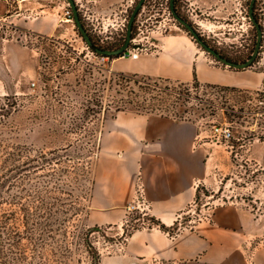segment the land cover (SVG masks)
Wrapping results in <instances>:
<instances>
[{
    "label": "rangeland",
    "instance_id": "rangeland-1",
    "mask_svg": "<svg viewBox=\"0 0 264 264\" xmlns=\"http://www.w3.org/2000/svg\"><path fill=\"white\" fill-rule=\"evenodd\" d=\"M137 1L129 6V0H121L114 11L104 12L109 14L103 20L93 4L98 21H86L78 11L97 47L114 50L123 45ZM169 1L146 0L136 16L131 37L142 39L145 54L163 52L173 36L176 43L185 44L186 51L201 54L211 66L227 67L173 19ZM249 3L174 0V7L205 43L228 60L242 63L251 56L257 36L248 15ZM67 9V0H0V107H4L0 108V209L15 211L18 218L30 217V239L22 238L15 246L4 233L0 264H86L81 237L93 225L98 231L90 239L100 251L101 264H125L117 250L131 232L158 226L150 211L127 212L125 207L110 223H103L102 211L92 209L95 176L107 173L100 128L119 113L117 105L135 112L136 104L128 102H139L147 94L134 84L126 88L118 84L119 74L130 75L115 69V60L122 56L109 57L105 63L95 52L91 55L73 17H66ZM254 17L263 38L255 63L247 69L260 71L264 70V0H256ZM35 22L61 29L63 38L30 32ZM96 23L109 31L99 34V25L94 30ZM67 26L77 40L74 43L67 37ZM163 79L168 80L158 86L167 90L155 88L151 95L172 104L181 92L178 116L173 110L146 114L196 124L209 159L197 197L177 222L164 224L167 232L189 228L221 205H240L264 215V140L251 134L263 117L259 112L253 120L247 115L259 104L256 91L264 93V85L257 90L203 83L195 87L193 81L183 85ZM16 226L18 231L25 228L20 221ZM20 253L27 259H21Z\"/></svg>",
    "mask_w": 264,
    "mask_h": 264
},
{
    "label": "crops",
    "instance_id": "crops-1",
    "mask_svg": "<svg viewBox=\"0 0 264 264\" xmlns=\"http://www.w3.org/2000/svg\"><path fill=\"white\" fill-rule=\"evenodd\" d=\"M92 1L103 20L110 13L104 12L121 0ZM67 29L68 39L76 42L70 26ZM109 29L98 27L99 34ZM28 30L54 38L64 36L61 29L39 22ZM179 45L171 36L163 52L154 56L142 53L137 59L124 57L115 69L185 83L196 77L199 83L247 90L264 85V70L211 66L201 54ZM100 130L107 173L95 176L92 209L102 211L103 223H110L117 211L125 210L139 173L150 213L166 226L177 222L194 202L198 185L206 180L209 159L206 143L199 141L198 126L156 114L121 111ZM118 252L125 264H264V215L240 205L216 206L207 219L176 233L153 225L135 230Z\"/></svg>",
    "mask_w": 264,
    "mask_h": 264
},
{
    "label": "trees",
    "instance_id": "trees-1",
    "mask_svg": "<svg viewBox=\"0 0 264 264\" xmlns=\"http://www.w3.org/2000/svg\"><path fill=\"white\" fill-rule=\"evenodd\" d=\"M118 78H119L118 84L120 86L122 85L124 88H126L130 84H134L138 88H140L143 92H145V94H147V97H145L139 102L137 101L128 102L129 104H136L138 109L135 112L139 114H146V113L168 114L170 113V110H173L172 112L174 113V115H176V117L178 116V114H176L175 111H178L176 105L178 104L177 102H179V100H181L183 96L181 92L177 93L178 94V96L176 97L177 100L172 104L166 103V101H164L165 99L163 100L153 97L151 95L152 93L150 92V90H153L155 88H159L161 90L162 89L167 90L166 86L160 88L158 85L162 81L164 80L166 81L168 79H163L161 77L154 78L151 76L139 75V74H130L129 76H126L123 75L122 73L119 74ZM177 82L183 85L185 84V82H180V81ZM193 84L195 85V87H197V85L200 84L196 79V77H194L193 79ZM169 91L172 92L173 90H169ZM256 95L258 96L259 104H257L255 108L250 110L247 115L248 117H252L251 119L253 120L256 119L255 113L259 112L261 117H263L259 121L257 120L258 128L252 131L251 134L253 138L264 140V93H259L258 91H256ZM0 108L4 109V107H0ZM125 109L126 106L120 104L117 105L116 112H121L124 111ZM241 113H243V110H241ZM198 191L199 189L197 187L195 198L198 195ZM20 210L24 211L23 208H20ZM19 221L25 227L22 231H18V227L16 226V222ZM29 221H30V217L26 214H24L23 217L18 218L15 211H5L0 209V240L4 236V233L6 234V236H8V238H10V240H12L13 242L12 245L15 246L19 245L22 238H25L27 240L30 239L29 230L27 228V224L29 223ZM155 224L158 225V227L162 231L167 232L168 230L167 227H165V225L162 224L160 221L158 220L155 221ZM96 231H98V227L96 225H93V226H88L87 229L82 233L83 234L81 237L82 244L84 245L87 253L86 264H101L102 262V256L100 255V251L95 247L93 241L90 239L91 234ZM20 254H21V259L23 260L27 259V256L24 253H20ZM0 255H1V250H0Z\"/></svg>",
    "mask_w": 264,
    "mask_h": 264
},
{
    "label": "water",
    "instance_id": "water-1",
    "mask_svg": "<svg viewBox=\"0 0 264 264\" xmlns=\"http://www.w3.org/2000/svg\"><path fill=\"white\" fill-rule=\"evenodd\" d=\"M145 1L146 0H138L137 3L135 4V6L133 7L131 13H130V16H129L127 24H126V35H125V40H124L123 45L117 49H114V50H105V49H100L99 47H97L93 43V41L91 40L90 35L88 34V32L86 31V29L84 28V26L81 22V19H80L79 14H78V9L76 7L74 0H67L68 6L72 12V17H73L75 26L77 27L79 33L81 34L82 38L86 42L87 47L92 52H95V53L101 54V55H107L109 57H121L122 53L128 48L130 40H131V36H132V28L134 25V21L136 19V16H137L139 10L141 9V7L143 6ZM255 2H256V0H250L249 8H248V15H249V19L251 20V22L253 23V25L256 29V34H257L256 43H255V46H254V49H253L251 56L246 61H244L242 63H236V62L228 60L227 58L223 57L219 52H217L215 49L210 47L207 43H205L200 38V36L197 34L195 29L176 12L175 7H174V0L169 1V9H170V12H171L173 18L179 24H181L182 26H184L186 28L188 33H190L192 35V37H194V39L197 41V43L208 54H210L217 61H219L220 63H222L223 65H225L229 68H233L236 70H244V69L251 67L255 63L256 58L259 54V50H260L261 42H262V38H263V31L261 29V26H260L259 22L257 21V19L254 17Z\"/></svg>",
    "mask_w": 264,
    "mask_h": 264
},
{
    "label": "built area",
    "instance_id": "built-area-1",
    "mask_svg": "<svg viewBox=\"0 0 264 264\" xmlns=\"http://www.w3.org/2000/svg\"><path fill=\"white\" fill-rule=\"evenodd\" d=\"M13 1L16 3H20V2H24L25 0H13ZM74 2L77 6L78 11L82 14V17L86 21H90V22L98 21V18L94 17V15H93L95 10L93 9L94 2L92 0H74ZM129 2H130L129 6H131L134 3V0H129ZM108 11L112 12V11H114V8H110ZM169 11H170V9H169ZM170 14H171V12H170ZM65 15L67 18H71L72 17L71 10L67 9L65 12ZM69 20L71 21V19H69ZM97 25H99V24L96 23L94 25V30H97ZM123 26H125L124 23H123ZM102 28L107 29L103 25H102ZM98 33H100V31H98ZM86 49H88V47H86ZM146 51H147V48H146L145 44L142 42V39H139L137 37H131L128 48L122 53V58L130 57L133 59H137V57L140 54L146 53ZM91 55H94V52L91 51ZM96 58H98L100 61L105 62V63L109 61V56H107V55L98 54V56H96ZM126 211L127 212L139 211L142 213H144L145 211H149V204L146 201V198L144 196V185L142 183L140 173L136 177V185H135V189H134V194H133V197L130 200V202L126 205Z\"/></svg>",
    "mask_w": 264,
    "mask_h": 264
},
{
    "label": "bare ground",
    "instance_id": "bare-ground-1",
    "mask_svg": "<svg viewBox=\"0 0 264 264\" xmlns=\"http://www.w3.org/2000/svg\"><path fill=\"white\" fill-rule=\"evenodd\" d=\"M118 64H119V62H121L122 61V57L121 58H119V59H117V60H115Z\"/></svg>",
    "mask_w": 264,
    "mask_h": 264
}]
</instances>
